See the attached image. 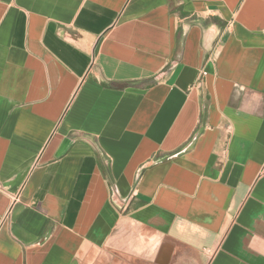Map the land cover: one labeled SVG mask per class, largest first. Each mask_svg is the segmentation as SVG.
<instances>
[{"label": "crops", "instance_id": "crops-1", "mask_svg": "<svg viewBox=\"0 0 264 264\" xmlns=\"http://www.w3.org/2000/svg\"><path fill=\"white\" fill-rule=\"evenodd\" d=\"M0 264H264V0H0Z\"/></svg>", "mask_w": 264, "mask_h": 264}]
</instances>
